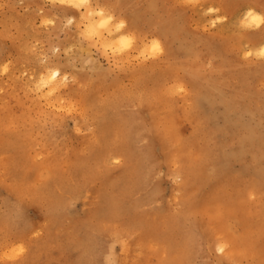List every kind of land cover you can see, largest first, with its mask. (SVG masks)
I'll return each instance as SVG.
<instances>
[{
	"label": "rangeland",
	"instance_id": "rangeland-1",
	"mask_svg": "<svg viewBox=\"0 0 264 264\" xmlns=\"http://www.w3.org/2000/svg\"><path fill=\"white\" fill-rule=\"evenodd\" d=\"M77 2L0 0V264H264V0Z\"/></svg>",
	"mask_w": 264,
	"mask_h": 264
},
{
	"label": "bare ground",
	"instance_id": "bare-ground-1",
	"mask_svg": "<svg viewBox=\"0 0 264 264\" xmlns=\"http://www.w3.org/2000/svg\"><path fill=\"white\" fill-rule=\"evenodd\" d=\"M60 1H65V0H60ZM68 1H70L71 3H78L77 1H79V0H68ZM90 11V10H89ZM98 11V10H97ZM105 12H106V10H105ZM104 12V13H105ZM103 13V11L102 10H100V11H98V15H102V14H104ZM245 16H246V18L247 19H254V20H257V17H256V15L252 12V11H246V13H245ZM110 20V19H109ZM109 20H108V17H106V16H102V18H101V23H100V25H103V26H107V23L109 22ZM110 23V22H109ZM101 29H102V27H101ZM90 33L92 32V31H89ZM98 32V31H97ZM122 32V31H121ZM96 33V32H95ZM88 36L90 37V34H88ZM262 37V36H261ZM91 38V37H90ZM102 38V37H101ZM263 40V39H262ZM102 41V45L103 46H105V47H110L111 49L113 48V47H116V48H121V47H125V46H127L128 47V45L130 44L129 42H126L124 39H121V38H119V39H117V40H115V41H112L111 40V42L109 43V42H107V41H105V40H101ZM264 41V40H263ZM122 45V46H121ZM59 73L58 72H53L52 74H50V79H53V78H56V76L58 75ZM47 76V75H46ZM57 79V78H56ZM54 80V79H53ZM52 80V81H53ZM48 81V80H47ZM52 81H50L49 83H51ZM200 162V161H199Z\"/></svg>",
	"mask_w": 264,
	"mask_h": 264
}]
</instances>
